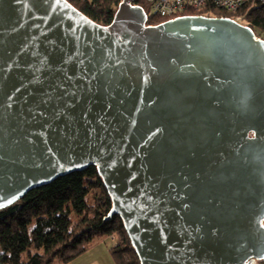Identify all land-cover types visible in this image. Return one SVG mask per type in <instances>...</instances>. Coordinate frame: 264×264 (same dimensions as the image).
<instances>
[{"label":"water","instance_id":"1","mask_svg":"<svg viewBox=\"0 0 264 264\" xmlns=\"http://www.w3.org/2000/svg\"><path fill=\"white\" fill-rule=\"evenodd\" d=\"M122 0H0V210L96 167L141 264L264 259V39Z\"/></svg>","mask_w":264,"mask_h":264},{"label":"trees","instance_id":"2","mask_svg":"<svg viewBox=\"0 0 264 264\" xmlns=\"http://www.w3.org/2000/svg\"><path fill=\"white\" fill-rule=\"evenodd\" d=\"M94 22L108 26L122 0H67ZM158 25L180 16L234 19L238 13L217 8L190 10L163 18L151 12L145 0H136ZM245 22L264 39V6L254 5ZM113 207L96 167L59 177L28 191L20 200L0 210V264H67L88 251L102 237L116 239L110 249L116 264H141L130 234L119 214L107 219ZM253 264H264V259Z\"/></svg>","mask_w":264,"mask_h":264},{"label":"built area","instance_id":"3","mask_svg":"<svg viewBox=\"0 0 264 264\" xmlns=\"http://www.w3.org/2000/svg\"><path fill=\"white\" fill-rule=\"evenodd\" d=\"M151 12L163 18H174L190 10L217 8L229 13H238L234 18L238 23L249 26L242 13L254 5L264 6V0H145Z\"/></svg>","mask_w":264,"mask_h":264},{"label":"crops","instance_id":"4","mask_svg":"<svg viewBox=\"0 0 264 264\" xmlns=\"http://www.w3.org/2000/svg\"><path fill=\"white\" fill-rule=\"evenodd\" d=\"M115 243L114 237H102L88 251L67 264H116L110 251Z\"/></svg>","mask_w":264,"mask_h":264}]
</instances>
